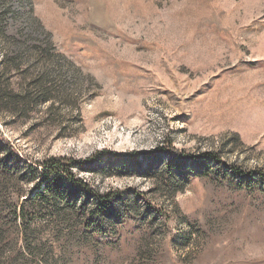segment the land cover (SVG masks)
<instances>
[{
    "label": "rangeland",
    "instance_id": "374dc122",
    "mask_svg": "<svg viewBox=\"0 0 264 264\" xmlns=\"http://www.w3.org/2000/svg\"><path fill=\"white\" fill-rule=\"evenodd\" d=\"M6 55L35 98L0 108L13 156L71 157L112 195L100 213L60 180L0 264H264V0H0Z\"/></svg>",
    "mask_w": 264,
    "mask_h": 264
},
{
    "label": "trees",
    "instance_id": "16d2710c",
    "mask_svg": "<svg viewBox=\"0 0 264 264\" xmlns=\"http://www.w3.org/2000/svg\"><path fill=\"white\" fill-rule=\"evenodd\" d=\"M43 53H46V50L43 49ZM11 61L12 59L7 55L4 56L3 66L0 68V108L9 111L12 116L26 119L29 105L35 98H32L26 89L15 91L11 87V70L21 71L19 64L11 65ZM36 87L40 100L52 98L51 87L45 88L41 82L37 83ZM14 147L15 145L9 139L0 136V149H6V152L8 150L14 157ZM163 151L176 153L174 149L168 148H156L152 153ZM147 155L149 152H133L129 157L136 158ZM77 164L76 159L66 156H48L42 161L30 160L27 156H21V158L16 156L12 161L8 157L0 158V243L4 239V234L10 231V223L15 222V219L25 220L31 217L30 210L25 209L26 205L31 204L33 210H36L42 208L41 202L48 193L53 199L62 195L60 180H67L71 184L79 185L84 192L97 201L96 209L101 210L100 213L110 210L112 192L99 193L92 190L86 182L73 173ZM233 169L237 174L242 173L237 168L233 167ZM259 176L264 181V173L259 172ZM9 216L12 218L8 219Z\"/></svg>",
    "mask_w": 264,
    "mask_h": 264
}]
</instances>
